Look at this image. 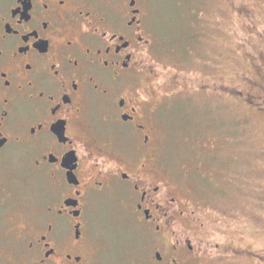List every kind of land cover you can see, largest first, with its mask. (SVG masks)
Returning <instances> with one entry per match:
<instances>
[{
	"label": "flooded vegetation",
	"instance_id": "af4514ba",
	"mask_svg": "<svg viewBox=\"0 0 264 264\" xmlns=\"http://www.w3.org/2000/svg\"><path fill=\"white\" fill-rule=\"evenodd\" d=\"M239 12L250 20L249 7ZM156 14L155 0H0V264L250 256L155 161L156 65L188 52ZM169 78L163 98L191 97V79ZM212 87L250 108L242 91Z\"/></svg>",
	"mask_w": 264,
	"mask_h": 264
},
{
	"label": "rangeland",
	"instance_id": "374dc122",
	"mask_svg": "<svg viewBox=\"0 0 264 264\" xmlns=\"http://www.w3.org/2000/svg\"><path fill=\"white\" fill-rule=\"evenodd\" d=\"M155 8L161 34L188 50L155 64V161L200 214L213 210L212 229L230 231L234 246L250 251L237 264H264V0H155ZM175 73L194 82L191 97H162ZM214 83L242 91L250 108L214 93ZM202 84L206 92L192 91Z\"/></svg>",
	"mask_w": 264,
	"mask_h": 264
}]
</instances>
